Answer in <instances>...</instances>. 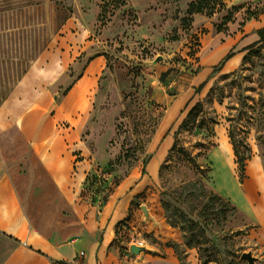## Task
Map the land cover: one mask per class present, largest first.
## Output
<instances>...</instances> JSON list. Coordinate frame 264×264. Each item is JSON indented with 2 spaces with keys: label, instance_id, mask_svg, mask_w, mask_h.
Here are the masks:
<instances>
[{
  "label": "rangeland",
  "instance_id": "1",
  "mask_svg": "<svg viewBox=\"0 0 264 264\" xmlns=\"http://www.w3.org/2000/svg\"><path fill=\"white\" fill-rule=\"evenodd\" d=\"M252 8L230 0H0L2 133L17 129L27 138L54 115L86 61L106 60L70 171L74 202L85 212L65 226L84 245L62 264H247L246 252L264 264V43L257 34L242 49L233 43L263 12ZM213 40L233 57L171 111L189 87L178 75L194 74L200 49ZM230 131L249 150L241 181ZM5 159L0 175L4 166L31 169L15 151ZM137 242L145 250L134 255ZM6 249L0 244V253Z\"/></svg>",
  "mask_w": 264,
  "mask_h": 264
},
{
  "label": "crops",
  "instance_id": "2",
  "mask_svg": "<svg viewBox=\"0 0 264 264\" xmlns=\"http://www.w3.org/2000/svg\"><path fill=\"white\" fill-rule=\"evenodd\" d=\"M230 3L233 6L247 3L252 9H263L258 19L245 21L241 28L244 33L234 35L237 41L233 43L239 50L256 41V32L264 27V0H230ZM236 15L239 18L235 26L239 28L242 14ZM218 44L213 40L203 45L198 66H193L196 69L194 74L188 70L178 75L187 80L189 87L178 97L171 111L185 106L193 98L195 89L212 75V68L228 49L225 46L221 51ZM218 51L221 52L215 58ZM106 67L103 56L86 61L58 97L54 115L44 117L39 126L36 123L30 128L27 138L17 129L0 131V156L3 159L6 150L15 151L17 160L22 156L21 163L26 168L31 167L27 172L39 169L38 173L30 175L19 174L21 169L24 172L22 165H15L9 172L4 166L5 174L0 175V244L7 247L0 253V264H62L75 258L83 248V242L70 240L65 226L71 214L81 221L85 212L74 202L76 194L72 188L76 185L70 171L74 154L84 149L81 140L92 122L94 103ZM19 153H25V157ZM31 211L36 216L33 219ZM261 218L264 219V210ZM80 225L79 222L78 234L81 233ZM64 246L70 249V253L63 249Z\"/></svg>",
  "mask_w": 264,
  "mask_h": 264
},
{
  "label": "trees",
  "instance_id": "3",
  "mask_svg": "<svg viewBox=\"0 0 264 264\" xmlns=\"http://www.w3.org/2000/svg\"><path fill=\"white\" fill-rule=\"evenodd\" d=\"M256 34L259 37L258 42L259 43H264V27H262L261 29H259ZM234 53H232V51L228 52L222 59V61L219 63V66L217 68L213 69V73L216 72V69H221L224 65L225 62H227L229 59H231L233 57ZM170 70H168L167 72H165L164 74H162L160 76V81L163 82V77H167L170 74ZM209 79V78H208ZM205 82H203L202 84H200L196 89H195V94H198L199 92H201V90L204 88L205 86ZM195 108H193L192 110H190V112L187 115V121H193L194 119L192 118V114ZM186 121V122H187ZM229 139H230V144L232 145L233 148V153H234V157H235V163L237 165V170L238 172H240V174H238L239 180L241 181L243 179V176H241L244 172V163L245 161L250 159L249 156V150L247 145L243 142V140L238 141L236 139V134L233 132H229Z\"/></svg>",
  "mask_w": 264,
  "mask_h": 264
},
{
  "label": "water",
  "instance_id": "4",
  "mask_svg": "<svg viewBox=\"0 0 264 264\" xmlns=\"http://www.w3.org/2000/svg\"><path fill=\"white\" fill-rule=\"evenodd\" d=\"M161 58H159L157 61H160ZM142 212H143V215L145 217V220H150V214L148 212V210L146 209V207H142ZM144 248L141 247V246H137V245H132L130 246L129 248V251L134 254V255H138L142 252H144ZM240 260L241 261H244L246 262L247 264H256L257 261H259L258 258H255L251 252H246V253H243L241 256H240Z\"/></svg>",
  "mask_w": 264,
  "mask_h": 264
},
{
  "label": "bare ground",
  "instance_id": "5",
  "mask_svg": "<svg viewBox=\"0 0 264 264\" xmlns=\"http://www.w3.org/2000/svg\"><path fill=\"white\" fill-rule=\"evenodd\" d=\"M246 188L248 189V188H249V185H247ZM259 210H260V209H259ZM259 210H258V212H259L258 215L261 216V215H262V211L260 212ZM263 210H264V208H263Z\"/></svg>",
  "mask_w": 264,
  "mask_h": 264
},
{
  "label": "built area",
  "instance_id": "6",
  "mask_svg": "<svg viewBox=\"0 0 264 264\" xmlns=\"http://www.w3.org/2000/svg\"><path fill=\"white\" fill-rule=\"evenodd\" d=\"M136 245H137V246H143V243H142V242H137Z\"/></svg>",
  "mask_w": 264,
  "mask_h": 264
}]
</instances>
